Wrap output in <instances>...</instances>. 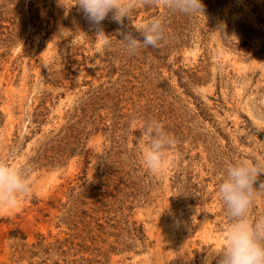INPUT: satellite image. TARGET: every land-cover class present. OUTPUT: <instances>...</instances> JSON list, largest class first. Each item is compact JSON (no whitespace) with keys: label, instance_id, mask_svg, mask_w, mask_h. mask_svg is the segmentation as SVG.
<instances>
[{"label":"rangeland","instance_id":"rangeland-1","mask_svg":"<svg viewBox=\"0 0 264 264\" xmlns=\"http://www.w3.org/2000/svg\"><path fill=\"white\" fill-rule=\"evenodd\" d=\"M130 2L97 26L76 0H0V161L15 152L31 186L0 206V264H185L182 246L210 264L222 246L218 173L264 160V0ZM153 17L163 40L129 54L119 40ZM148 119L171 141L158 173L141 162Z\"/></svg>","mask_w":264,"mask_h":264},{"label":"clouds","instance_id":"clouds-1","mask_svg":"<svg viewBox=\"0 0 264 264\" xmlns=\"http://www.w3.org/2000/svg\"><path fill=\"white\" fill-rule=\"evenodd\" d=\"M75 5L92 25L97 26L110 12L114 21L122 22L134 7L130 0H76ZM170 7L187 15L203 11L201 0H170ZM137 30L142 40L131 33L123 34L119 40L129 54H137L141 46L155 48L164 38L163 23L159 17H153L143 29ZM141 136L146 141L141 148V162L149 171L158 173L164 167L165 148L171 141L160 122L154 119L145 121ZM15 157L16 153L10 152L0 161V206L8 208H15L31 190L28 167L8 162ZM261 174H264V160L228 163L218 173L216 195L229 222L222 229V246L210 264L213 261L214 264H264V215L256 218L250 215L257 194L264 190V182L259 187L255 186ZM177 256L183 258L185 264L192 258L183 246L177 251ZM205 264H209L208 255Z\"/></svg>","mask_w":264,"mask_h":264},{"label":"trees","instance_id":"trees-1","mask_svg":"<svg viewBox=\"0 0 264 264\" xmlns=\"http://www.w3.org/2000/svg\"><path fill=\"white\" fill-rule=\"evenodd\" d=\"M81 205V204H80ZM73 209H75L77 212H75L76 214L77 213H83V210L79 208L78 206V202L74 201V206H73ZM86 227V225H85ZM22 239H26L25 237H22ZM87 264H95V263H99V261L95 260V259H87L86 260Z\"/></svg>","mask_w":264,"mask_h":264}]
</instances>
